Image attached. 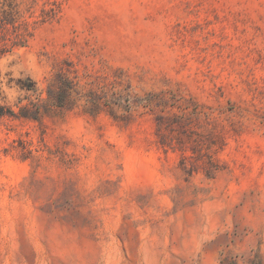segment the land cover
I'll return each instance as SVG.
<instances>
[{
  "label": "rangeland",
  "instance_id": "374dc122",
  "mask_svg": "<svg viewBox=\"0 0 264 264\" xmlns=\"http://www.w3.org/2000/svg\"><path fill=\"white\" fill-rule=\"evenodd\" d=\"M0 109V264H264V0H0Z\"/></svg>",
  "mask_w": 264,
  "mask_h": 264
},
{
  "label": "trees",
  "instance_id": "16d2710c",
  "mask_svg": "<svg viewBox=\"0 0 264 264\" xmlns=\"http://www.w3.org/2000/svg\"><path fill=\"white\" fill-rule=\"evenodd\" d=\"M1 24L3 26H5L7 23L6 22H1ZM13 28H14V30L16 32L15 33V40H16V42H14L13 45L15 47H22L24 45V43H25V38H24L23 34L19 32L17 25L14 26ZM4 46H7V44L4 43ZM2 115H3V111H2V109H0V116H2Z\"/></svg>",
  "mask_w": 264,
  "mask_h": 264
}]
</instances>
